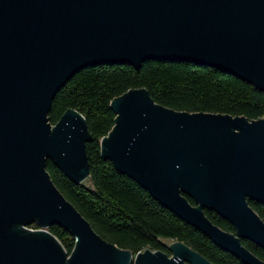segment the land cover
I'll return each instance as SVG.
<instances>
[{
  "label": "water",
  "instance_id": "95a60500",
  "mask_svg": "<svg viewBox=\"0 0 264 264\" xmlns=\"http://www.w3.org/2000/svg\"><path fill=\"white\" fill-rule=\"evenodd\" d=\"M148 59L216 68L264 92V0H0V264H213L177 240L169 255L105 241L44 168L49 158L74 183L88 175L83 116L47 120L56 91L82 68ZM109 108L100 156L220 249L264 264L239 241L264 250V221L247 203L264 204V116L176 111L143 87ZM54 223L74 239L69 254Z\"/></svg>",
  "mask_w": 264,
  "mask_h": 264
},
{
  "label": "trees",
  "instance_id": "16d2710c",
  "mask_svg": "<svg viewBox=\"0 0 264 264\" xmlns=\"http://www.w3.org/2000/svg\"><path fill=\"white\" fill-rule=\"evenodd\" d=\"M143 87L157 104L176 111L242 115L248 120L264 116V92L216 68L191 62L148 59L137 67L128 64H98L75 72L54 94L47 120L54 124L65 109L79 112L91 136L84 143L88 175L80 183L70 181L45 159L44 168L63 197L105 241L133 254L148 248L169 255L164 240L181 241L213 264H244L214 245L208 237L155 201L109 159L100 156L99 140L114 124L109 102L126 90ZM191 204L193 200L185 196ZM264 221V204L247 200ZM204 215L224 231L234 233L228 221L203 208ZM28 227L36 228L31 223ZM67 254L74 239L58 224L47 227ZM240 243L264 261V250L247 239ZM132 264V263H130Z\"/></svg>",
  "mask_w": 264,
  "mask_h": 264
},
{
  "label": "rangeland",
  "instance_id": "374dc122",
  "mask_svg": "<svg viewBox=\"0 0 264 264\" xmlns=\"http://www.w3.org/2000/svg\"><path fill=\"white\" fill-rule=\"evenodd\" d=\"M22 227H25V229H28V230H34V229H37L38 228V227H36V228L28 227V225L27 226L26 225H23ZM170 241L164 240L163 242H164V244H168Z\"/></svg>",
  "mask_w": 264,
  "mask_h": 264
}]
</instances>
